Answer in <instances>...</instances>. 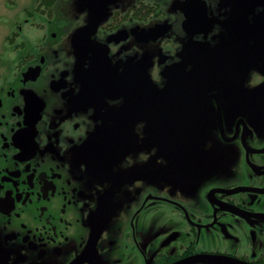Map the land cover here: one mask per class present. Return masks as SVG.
<instances>
[{"label":"flooded vegetation","instance_id":"af4514ba","mask_svg":"<svg viewBox=\"0 0 264 264\" xmlns=\"http://www.w3.org/2000/svg\"><path fill=\"white\" fill-rule=\"evenodd\" d=\"M0 264H264V0H8Z\"/></svg>","mask_w":264,"mask_h":264},{"label":"rangeland","instance_id":"374dc122","mask_svg":"<svg viewBox=\"0 0 264 264\" xmlns=\"http://www.w3.org/2000/svg\"><path fill=\"white\" fill-rule=\"evenodd\" d=\"M8 22V0H0V50L4 49V37L2 33L5 31Z\"/></svg>","mask_w":264,"mask_h":264}]
</instances>
